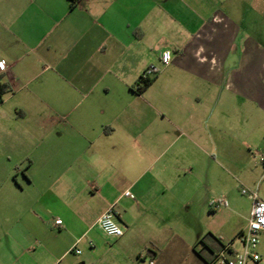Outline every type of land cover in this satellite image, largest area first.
Instances as JSON below:
<instances>
[{"label": "crops", "instance_id": "obj_1", "mask_svg": "<svg viewBox=\"0 0 264 264\" xmlns=\"http://www.w3.org/2000/svg\"><path fill=\"white\" fill-rule=\"evenodd\" d=\"M0 63V264H213L242 249L240 186L264 200L261 0H0ZM112 205L119 238L98 224Z\"/></svg>", "mask_w": 264, "mask_h": 264}, {"label": "built area", "instance_id": "obj_2", "mask_svg": "<svg viewBox=\"0 0 264 264\" xmlns=\"http://www.w3.org/2000/svg\"><path fill=\"white\" fill-rule=\"evenodd\" d=\"M173 61V52L170 49L164 50L160 56L161 66L152 65L144 73L145 77H154L162 71L163 68L169 66ZM0 85H2V75L8 70L6 64L0 63ZM264 162V155L260 157ZM242 195L249 197L252 200V211L248 227L239 235L242 244V249L238 252H232L229 247H223L216 255L213 264H249L258 263L261 256L258 252L260 243V234L264 232V200L259 197L256 190H251L245 186H240ZM126 195H130L127 192ZM228 203L224 200L216 202V207L227 206ZM118 211L112 205L99 218L98 224L102 231L109 237L119 238L124 234V231L117 221ZM56 224L61 225L62 220L57 219ZM72 252L80 255L82 251L75 245ZM138 264H152L146 262L143 257L138 261Z\"/></svg>", "mask_w": 264, "mask_h": 264}, {"label": "trees", "instance_id": "obj_3", "mask_svg": "<svg viewBox=\"0 0 264 264\" xmlns=\"http://www.w3.org/2000/svg\"><path fill=\"white\" fill-rule=\"evenodd\" d=\"M153 80H154L153 77H145L144 75H142V77L140 78V87L137 92L139 94L142 93L145 88L150 86ZM5 90L6 89L4 85H0V97H2V95L5 93Z\"/></svg>", "mask_w": 264, "mask_h": 264}, {"label": "rangeland", "instance_id": "obj_4", "mask_svg": "<svg viewBox=\"0 0 264 264\" xmlns=\"http://www.w3.org/2000/svg\"><path fill=\"white\" fill-rule=\"evenodd\" d=\"M261 1L263 2V14H264V0H261ZM216 200H218V199H216ZM215 207H216V204H215ZM220 211H222V210H220ZM224 218L225 217H224L223 212H221L218 215H216L215 216V220H214L215 225L217 226L219 224H222V221H223ZM234 229L235 228L233 227L232 231L229 233V236H231L233 234ZM236 245H237V247H239V243L238 242H237ZM249 264H264V257H262V260L260 262H258V263H249Z\"/></svg>", "mask_w": 264, "mask_h": 264}, {"label": "snow or ice", "instance_id": "obj_5", "mask_svg": "<svg viewBox=\"0 0 264 264\" xmlns=\"http://www.w3.org/2000/svg\"><path fill=\"white\" fill-rule=\"evenodd\" d=\"M0 67H2V65H0Z\"/></svg>", "mask_w": 264, "mask_h": 264}]
</instances>
